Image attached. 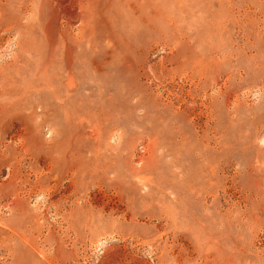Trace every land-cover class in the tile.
Masks as SVG:
<instances>
[{
	"label": "rangeland",
	"instance_id": "obj_1",
	"mask_svg": "<svg viewBox=\"0 0 264 264\" xmlns=\"http://www.w3.org/2000/svg\"><path fill=\"white\" fill-rule=\"evenodd\" d=\"M0 264H264V0H0Z\"/></svg>",
	"mask_w": 264,
	"mask_h": 264
},
{
	"label": "bare ground",
	"instance_id": "obj_2",
	"mask_svg": "<svg viewBox=\"0 0 264 264\" xmlns=\"http://www.w3.org/2000/svg\"><path fill=\"white\" fill-rule=\"evenodd\" d=\"M73 79V78H72Z\"/></svg>",
	"mask_w": 264,
	"mask_h": 264
}]
</instances>
